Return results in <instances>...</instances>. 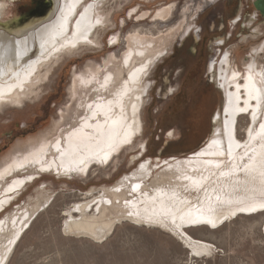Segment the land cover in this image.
Instances as JSON below:
<instances>
[{
	"label": "rangeland",
	"instance_id": "obj_1",
	"mask_svg": "<svg viewBox=\"0 0 264 264\" xmlns=\"http://www.w3.org/2000/svg\"><path fill=\"white\" fill-rule=\"evenodd\" d=\"M91 1L83 0L82 4ZM252 1L104 0L99 6L102 12L98 13H104L108 20L94 28L90 43L59 53L49 62L48 72L42 67L39 74H47L34 84L33 93L30 88L20 96L19 104L0 101L2 166L4 162L15 161L29 148L49 145V140L59 136L63 137L60 141L63 144L65 133L80 124L86 114V103L97 95L106 98L110 94L109 88L102 94L93 89L98 84L95 82L98 75L89 69L99 67L101 76L105 70L113 72L115 67H122L130 34L156 40V50L162 49L140 81L142 85L148 82L138 110L140 130L107 162H92L83 175L75 170L68 174L37 167L23 169L27 163L16 162L9 171L0 172V198L5 194L9 197L0 207V220L48 199L44 208L25 225L4 264H264V208L251 213L240 210L215 227L184 224L179 229L166 218L162 223L150 220L152 223L140 225L120 221L113 233L99 242L65 234L61 227L64 212L75 202L107 195L122 203L153 195L158 183L155 178L162 174L171 178L172 170L168 173L165 170L177 163H189L185 171H192L199 178L192 189H188L189 183L184 190L177 187L176 196L184 202L185 210L191 206L222 212L233 205L264 200V173L260 174L257 168L264 160L254 157V147L248 146V150L240 147L232 157L223 152L202 151L208 149L204 142L213 130L212 116L223 104L222 92L208 73L209 65L215 66L213 73L217 76L218 65L224 66L221 62L226 58L229 70L242 73L250 60L251 48L262 43L255 60L264 68V18ZM0 2L3 17L9 18L16 11L22 21L29 16H43L52 7V0ZM171 3L174 10L167 20L153 21L152 14ZM142 13L146 14L140 16ZM255 28L259 31L254 32ZM114 34L117 40L112 43L109 39ZM35 54L33 48L30 56ZM121 70V77H125V67ZM238 81L242 83L241 77ZM248 112L238 113L233 125L235 137L241 143L249 141ZM261 141L264 139L255 140L256 147ZM146 161L149 175L133 179L132 173ZM14 178L25 180L20 188L4 193L3 188ZM136 180L140 182L133 190L132 182ZM177 182L171 178L165 184L167 194L175 193L171 191ZM127 187L132 190L125 192ZM201 203L208 206L202 207ZM131 207L115 209L111 215L132 212ZM189 236L204 241L211 250L194 254L181 238Z\"/></svg>",
	"mask_w": 264,
	"mask_h": 264
},
{
	"label": "bare ground",
	"instance_id": "obj_2",
	"mask_svg": "<svg viewBox=\"0 0 264 264\" xmlns=\"http://www.w3.org/2000/svg\"><path fill=\"white\" fill-rule=\"evenodd\" d=\"M103 1L92 0L83 5V0H52V7L45 11L43 16H29L26 21L25 19L22 21L16 11L9 18L3 17V3L0 2V101L5 99L19 104L21 102L20 96L23 93H27L26 91L30 88L31 93H33L32 87L34 84L37 85L36 83L47 74L46 72L50 68L48 67L49 62L56 59L59 53L71 51L81 44L90 43V40H93L90 38L94 28L99 24L103 25L104 22L107 23L108 20L104 13L103 15L98 13L100 11L99 6ZM173 10L172 3L163 6L152 14V19L156 22L167 20ZM145 14L142 13L140 16ZM20 21L21 23H19ZM253 31L259 30L255 28ZM116 40L115 34L109 39L112 43ZM155 41L147 36L130 34L127 37V51L121 60L122 67H115L113 72L105 70L101 76L99 74L103 72H99V67L89 69L93 74L98 75L95 81L98 84L93 89L102 94L104 89L109 88L110 94L106 98L97 95L95 100L86 103L88 104L84 106L86 114L83 115L80 124L65 133L63 144L60 142L63 137L60 138V136L49 140L50 142L47 140L49 145L42 142L43 146L39 144L38 147L29 148L28 152L23 153L24 155L21 154L17 159L14 158L15 161L4 162L2 164L4 167L0 169V172L4 174L9 171L13 162H16L20 165L27 163L23 169L37 167L40 170L52 169L68 174L75 170V172H80L83 175L92 162L95 161L100 164L107 162L113 153L128 143L133 134L140 130L138 110L141 96L148 85V82H146L147 85H142L140 81L146 74L149 65L152 64L155 54L159 55L162 50H156ZM92 42L97 43L96 41ZM161 43L158 44L159 47ZM33 48L36 54L31 57L30 51ZM261 48L262 43L251 48L250 60L245 64L242 73H238L235 69L229 70L230 67L226 58H223L221 62L224 66L217 64L219 66L217 76L213 73L215 66L209 65L208 73L222 92L223 104L220 110L212 116L213 130L204 142V147L208 149H203V152L208 154L223 152L232 157L236 156L237 150L244 147H247L248 150V146H250L256 150L252 149L254 157L256 155L259 159L264 160V142L261 141L257 147L255 145L256 139H264V68L258 65L255 60V55ZM20 64L22 66L18 68ZM123 66L126 69L125 77H121ZM42 67L46 72L39 74ZM9 74L8 78L6 75ZM6 77L8 79H5ZM240 77L242 83L238 81ZM21 90L23 91L21 92ZM246 111H249L251 123L246 131L250 145H247V140V143L238 141L233 130L238 113ZM258 124H260L259 128H257ZM54 154L55 156H53ZM262 162L258 164V167L256 166L260 174L264 173V163ZM232 163L234 165L235 161ZM194 164L200 165L201 163L194 162ZM187 165L177 163L171 169L165 170L166 173L172 170L171 178L176 182L178 181L176 185L172 186L173 191L171 192H175L174 194L166 193L165 184L170 182L171 178L162 174L161 177L155 178L158 183L154 185L153 195L146 194L144 198H139V200H123L122 203H117L116 197L111 200L110 196L106 195L93 197V200L84 198L83 201L73 203L64 212L65 218L61 225L62 232L68 235L91 238L99 242L111 235L115 225L120 221H131L140 225L142 222L143 224L144 222L146 224L152 223L150 220H159L162 223L166 218L173 223L174 227L179 229L185 226L184 224H203L206 226L208 224L215 227L223 220L235 216L240 210L251 213L252 210L264 208V200H253L249 203L246 202L245 205L230 206L222 212L208 211V208H202L208 206L204 203H201L202 209L197 207L191 209L189 205L190 209L185 210L183 208L184 202H181V199L176 196V191H179L177 187L184 190V187L189 183L190 188L188 189H192L194 188L192 186H197L199 183L197 181L199 178L195 177L192 171H185ZM247 165L250 169L251 166ZM149 172L148 161H146L141 163L137 171L131 176L133 179H144L145 176L149 175ZM24 180L25 178H14L8 185L3 184L5 186L3 192L20 188L19 186ZM139 182L138 180L132 182L133 190L136 189ZM262 182L264 183V180ZM4 183L8 182L5 181ZM129 189L131 188L127 187L128 191L125 192H129ZM8 198L6 194L0 198V207L8 201ZM38 199L39 197L36 201ZM47 203L48 199H42L32 207L30 205L31 208H26L21 212L18 210L11 211L10 216L7 215L4 220H0V264H4L11 254L12 247L25 225ZM131 206L133 207L132 212H123V215L118 216L117 214L116 216L111 215L115 209ZM183 234L185 235V233ZM185 237L181 238L192 248L194 254L211 250L204 241H198L190 236Z\"/></svg>",
	"mask_w": 264,
	"mask_h": 264
},
{
	"label": "water",
	"instance_id": "obj_3",
	"mask_svg": "<svg viewBox=\"0 0 264 264\" xmlns=\"http://www.w3.org/2000/svg\"><path fill=\"white\" fill-rule=\"evenodd\" d=\"M252 4L254 8L260 13V15L264 18V0H253ZM221 92V90H220ZM206 141V140H205Z\"/></svg>",
	"mask_w": 264,
	"mask_h": 264
}]
</instances>
